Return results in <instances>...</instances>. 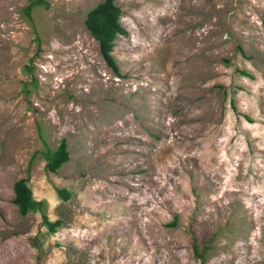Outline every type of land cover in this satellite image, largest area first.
<instances>
[{"label": "rangeland", "instance_id": "1", "mask_svg": "<svg viewBox=\"0 0 264 264\" xmlns=\"http://www.w3.org/2000/svg\"><path fill=\"white\" fill-rule=\"evenodd\" d=\"M44 1L0 0V264H264V0H113L116 73Z\"/></svg>", "mask_w": 264, "mask_h": 264}, {"label": "trees", "instance_id": "2", "mask_svg": "<svg viewBox=\"0 0 264 264\" xmlns=\"http://www.w3.org/2000/svg\"><path fill=\"white\" fill-rule=\"evenodd\" d=\"M45 4L44 0H29L24 10H28L34 4ZM120 8L113 0H100L92 7L87 9L83 18V24L88 33L97 42L98 52L105 64L114 72H117V66L110 53L112 50L113 39L116 34L124 33V28L118 21ZM242 73H245L241 70ZM44 157L43 167L47 171H55L56 168L68 158V152L65 148L64 139L60 138L53 149L45 148L42 152ZM12 198L11 201L16 205L20 214H24L28 210L39 208L40 201L35 200L31 196L30 188L26 184V179L19 177L12 182ZM57 194L66 199L69 195L65 188H56ZM42 222L49 231H53L60 223L59 219L48 220L42 215ZM173 219L170 223H173Z\"/></svg>", "mask_w": 264, "mask_h": 264}]
</instances>
